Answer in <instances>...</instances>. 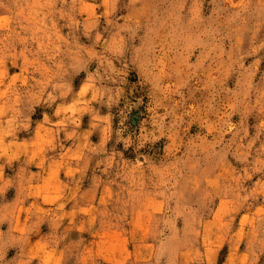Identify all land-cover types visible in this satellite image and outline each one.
I'll return each mask as SVG.
<instances>
[{"label":"rangeland","instance_id":"rangeland-1","mask_svg":"<svg viewBox=\"0 0 264 264\" xmlns=\"http://www.w3.org/2000/svg\"><path fill=\"white\" fill-rule=\"evenodd\" d=\"M0 264H264V0H0Z\"/></svg>","mask_w":264,"mask_h":264}]
</instances>
